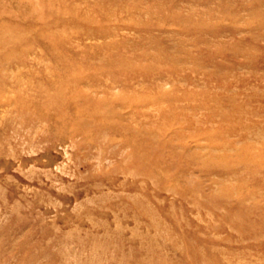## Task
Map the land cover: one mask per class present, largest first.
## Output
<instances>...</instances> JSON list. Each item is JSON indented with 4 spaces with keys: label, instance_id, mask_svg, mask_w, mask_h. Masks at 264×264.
<instances>
[{
    "label": "rangeland",
    "instance_id": "374dc122",
    "mask_svg": "<svg viewBox=\"0 0 264 264\" xmlns=\"http://www.w3.org/2000/svg\"><path fill=\"white\" fill-rule=\"evenodd\" d=\"M0 264H264V0H0Z\"/></svg>",
    "mask_w": 264,
    "mask_h": 264
},
{
    "label": "bare ground",
    "instance_id": "6f19581e",
    "mask_svg": "<svg viewBox=\"0 0 264 264\" xmlns=\"http://www.w3.org/2000/svg\"><path fill=\"white\" fill-rule=\"evenodd\" d=\"M241 227V226H240Z\"/></svg>",
    "mask_w": 264,
    "mask_h": 264
}]
</instances>
